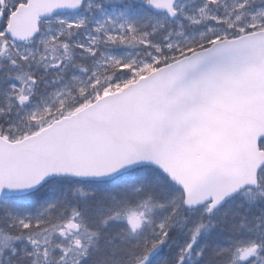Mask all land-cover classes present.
<instances>
[{
    "label": "snow or ice",
    "instance_id": "obj_1",
    "mask_svg": "<svg viewBox=\"0 0 264 264\" xmlns=\"http://www.w3.org/2000/svg\"><path fill=\"white\" fill-rule=\"evenodd\" d=\"M0 264H264V0H0Z\"/></svg>",
    "mask_w": 264,
    "mask_h": 264
}]
</instances>
